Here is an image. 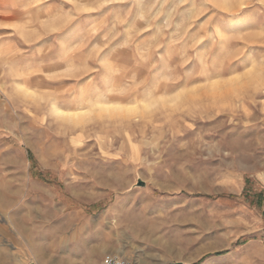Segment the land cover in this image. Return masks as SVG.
<instances>
[{"label":"rangeland","instance_id":"374dc122","mask_svg":"<svg viewBox=\"0 0 264 264\" xmlns=\"http://www.w3.org/2000/svg\"><path fill=\"white\" fill-rule=\"evenodd\" d=\"M226 2L0 0V264H264V3Z\"/></svg>","mask_w":264,"mask_h":264},{"label":"bare ground","instance_id":"6f19581e","mask_svg":"<svg viewBox=\"0 0 264 264\" xmlns=\"http://www.w3.org/2000/svg\"><path fill=\"white\" fill-rule=\"evenodd\" d=\"M20 1V0H19ZM107 1V0H106ZM216 1H218L219 3H220V5L225 9V11L227 10V11H229L230 13H232L231 14V18H233V17H235V14H233V12L234 11H236L238 8V10H240L242 7H240L239 5L238 6H236V5H234V3H228V2H226L225 0H216ZM81 2H82V0H81ZM131 2V1H130ZM129 2V3H130ZM239 2V1H238ZM181 3V2H180ZM244 2H242V4H243ZM156 4V3H155ZM190 4V3H189ZM10 5V4H9ZM23 5V4H22ZM111 5V4H110ZM116 5V4H115ZM119 5H121L120 3H119ZM18 6V5H17ZM111 6H113V5H111ZM110 6V7H111ZM16 9V8H15ZM237 10V11H238ZM166 13V12H165ZM149 18V17H148ZM227 21V20H226ZM72 60V59H71ZM236 65L238 66L239 65V63L237 62L236 63ZM232 66H233V64H232ZM239 66H243V73L240 75V74H238L237 73V75L235 76V79H237V80H241L242 79V77L243 76H246V77H248V79H249V81L250 82H255V81H258L259 80V78H260V72L258 71V70H256L255 69V64H254V59L251 57V59H248L246 62H244L242 65H239ZM55 70V69H54ZM233 73H236V71H232ZM39 74V73H38ZM218 74V73H217ZM215 75H216V73H215ZM220 75V74H219ZM20 76V75H19ZM31 78V77H30ZM37 79V78H36ZM36 81H38V80H36ZM229 81V80H228ZM213 83V82H212ZM236 83V82H235ZM211 83H209V85H210ZM213 85V84H212ZM20 86V85H19ZM108 87V86H107ZM113 87V86H112ZM111 87V88H112ZM213 87H215V86H213ZM229 87H231V86H229ZM110 88V87H109ZM23 89H25V88H23ZM218 89V88H217ZM228 89V88H227ZM231 89V88H230ZM26 90V89H25ZM108 90V89H107ZM107 90H106V92H107ZM163 89H158L157 90V93L156 94H161V93H159V92H161ZM212 90V89H211ZM28 91H30V90H28ZM125 91H126V89H125ZM213 91V90H212ZM163 93H165L164 91H162ZM222 92H223V90H222ZM26 93V92H25ZM104 93V92H103ZM107 93H109V92H107ZM127 93V92H126ZM215 93H218V92H215ZM35 94V93H34ZM221 94V93H220ZM222 95V94H221ZM100 96V95H99ZM103 96V95H102ZM138 96V95H137ZM136 96V97H137ZM66 97V96H65ZM160 97V96H159ZM75 98H77V97H75ZM111 98V97H110ZM109 98V99H110ZM133 98V97H132ZM55 98H53V101H52V104H51V113L54 115V116H56V117H58V118H66V119H68V120H73V119H75V118H77L79 115H83V114H85V113H87V112H91L92 111V109L90 110V109H88V107H84V106H82V107H77L76 109H73V110H65V109H62L59 105H58V103H56V101L54 100ZM73 99V98H72ZM79 99V98H78ZM89 99V98H88ZM106 99V98H105ZM104 100V99H103ZM177 100V99H176ZM179 100V99H178ZM65 101V100H64ZM115 101V100H114ZM158 100H156V102H157ZM137 101L136 100H134V102L132 103L133 105H131V106H127V107H122V106H115L114 107V109H121V110H123V109H125L126 110V112H134V111H137L138 109H139V106H138V104L136 103ZM140 102V101H139ZM63 103V102H62ZM96 103L98 104V105H100L101 104V102L100 101H96ZM106 103V102H105ZM64 104V103H63ZM75 105H76V103H74ZM174 104V103H173ZM109 105V104H108ZM68 106V105H67ZM78 106V105H77ZM64 107V106H63ZM97 107V106H96ZM103 107V106H102ZM106 107V109H109V107L111 108V106H104V108ZM99 108V107H98ZM113 109V108H112ZM103 112V111H102ZM84 117V116H83ZM78 121V120H77ZM76 122V121H75ZM85 122V121H84ZM76 125V124H75ZM120 125V124H119ZM80 132V131H79ZM129 134V133H128ZM125 135V134H124ZM132 137V136H131ZM126 140V139H125ZM128 142V141H127ZM75 143V142H74ZM129 146H130V144H129ZM111 255H114V254H111ZM122 258H124V259H127L125 256H122V255H120Z\"/></svg>","mask_w":264,"mask_h":264},{"label":"built area","instance_id":"2783aa9c","mask_svg":"<svg viewBox=\"0 0 264 264\" xmlns=\"http://www.w3.org/2000/svg\"><path fill=\"white\" fill-rule=\"evenodd\" d=\"M125 261H127V264H133L131 261L120 256L108 254L105 255L103 264H125Z\"/></svg>","mask_w":264,"mask_h":264},{"label":"snow or ice","instance_id":"6c2138e0","mask_svg":"<svg viewBox=\"0 0 264 264\" xmlns=\"http://www.w3.org/2000/svg\"><path fill=\"white\" fill-rule=\"evenodd\" d=\"M53 2L59 4L61 7H65L66 5L62 4V0H53ZM261 3H264V0H261ZM205 7L210 9L211 11H214L215 10V6L209 2L207 4H205ZM241 7H244L243 5H241ZM85 12H88L90 11L89 9L85 8L84 9ZM211 11L208 13L209 15L211 14ZM217 19H219V14H217ZM125 264H127V261H125Z\"/></svg>","mask_w":264,"mask_h":264},{"label":"water","instance_id":"95a60500","mask_svg":"<svg viewBox=\"0 0 264 264\" xmlns=\"http://www.w3.org/2000/svg\"><path fill=\"white\" fill-rule=\"evenodd\" d=\"M178 264H181V263H178Z\"/></svg>","mask_w":264,"mask_h":264}]
</instances>
